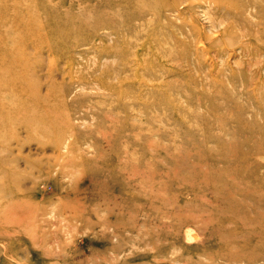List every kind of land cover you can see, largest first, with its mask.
Returning <instances> with one entry per match:
<instances>
[{"label": "rangeland", "instance_id": "374dc122", "mask_svg": "<svg viewBox=\"0 0 264 264\" xmlns=\"http://www.w3.org/2000/svg\"><path fill=\"white\" fill-rule=\"evenodd\" d=\"M1 5L0 264H264V0Z\"/></svg>", "mask_w": 264, "mask_h": 264}, {"label": "bare ground", "instance_id": "6f19581e", "mask_svg": "<svg viewBox=\"0 0 264 264\" xmlns=\"http://www.w3.org/2000/svg\"><path fill=\"white\" fill-rule=\"evenodd\" d=\"M0 3L2 4V5L1 4L0 5L3 6L5 3H7V0H0ZM15 62H16V59L13 58V63H15ZM13 63H11V64H13ZM0 64H2V66H5L7 68V59L6 60H0ZM0 73H1V68H0Z\"/></svg>", "mask_w": 264, "mask_h": 264}]
</instances>
